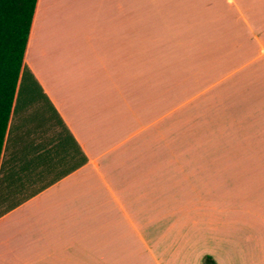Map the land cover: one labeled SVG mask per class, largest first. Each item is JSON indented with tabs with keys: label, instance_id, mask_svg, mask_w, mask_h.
<instances>
[{
	"label": "crops",
	"instance_id": "0c3cea01",
	"mask_svg": "<svg viewBox=\"0 0 264 264\" xmlns=\"http://www.w3.org/2000/svg\"><path fill=\"white\" fill-rule=\"evenodd\" d=\"M25 65L0 264H264V0H38Z\"/></svg>",
	"mask_w": 264,
	"mask_h": 264
},
{
	"label": "trees",
	"instance_id": "16d2710c",
	"mask_svg": "<svg viewBox=\"0 0 264 264\" xmlns=\"http://www.w3.org/2000/svg\"><path fill=\"white\" fill-rule=\"evenodd\" d=\"M38 0H0V159L11 113H18L31 73L25 54ZM204 264H218L206 254Z\"/></svg>",
	"mask_w": 264,
	"mask_h": 264
},
{
	"label": "rangeland",
	"instance_id": "374dc122",
	"mask_svg": "<svg viewBox=\"0 0 264 264\" xmlns=\"http://www.w3.org/2000/svg\"><path fill=\"white\" fill-rule=\"evenodd\" d=\"M32 86L34 87L33 84H32ZM36 93H37V96H38V98H37L38 101L45 103V104L43 105L44 108L47 110V112L50 111V108L48 107V104L45 102V100L40 98L41 95L39 94V91H38L37 88H36ZM33 112H35V111H33Z\"/></svg>",
	"mask_w": 264,
	"mask_h": 264
}]
</instances>
